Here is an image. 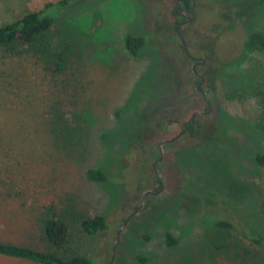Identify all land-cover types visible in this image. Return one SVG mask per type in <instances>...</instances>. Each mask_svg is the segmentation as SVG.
Returning <instances> with one entry per match:
<instances>
[{
  "label": "rangeland",
  "instance_id": "rangeland-1",
  "mask_svg": "<svg viewBox=\"0 0 264 264\" xmlns=\"http://www.w3.org/2000/svg\"><path fill=\"white\" fill-rule=\"evenodd\" d=\"M56 1L0 0V25ZM238 2L229 11L193 0L179 28L189 54L205 61L195 69L211 111L197 117L193 139L162 145L163 186L137 209L143 191L159 185L157 141L205 109L176 33L182 8L172 13L174 0H85L56 11V72L24 44L0 47V241L108 264L131 214L111 264H264L261 248L214 224L264 229V166L250 154L264 152V130L255 127L264 125V94L237 78L253 60L264 68L263 53L242 49L248 30L264 32V4ZM126 33L145 38L135 57L123 46ZM87 169L110 179L89 181ZM47 212L66 215L63 249L43 236ZM95 215L107 227L88 235L80 219ZM0 264L39 263L0 254Z\"/></svg>",
  "mask_w": 264,
  "mask_h": 264
},
{
  "label": "trees",
  "instance_id": "trees-1",
  "mask_svg": "<svg viewBox=\"0 0 264 264\" xmlns=\"http://www.w3.org/2000/svg\"><path fill=\"white\" fill-rule=\"evenodd\" d=\"M85 0H57L56 2H46L43 6L36 10L23 14L15 20L0 25V47L5 49H13L17 44L26 45L31 53L44 61L45 63H53L56 72V44H51L50 29L56 22V11L62 10L67 6L75 3H82ZM175 1V0H174ZM226 6L230 11L232 7L240 4L241 0H216ZM189 6L190 0H184ZM253 7L264 4V0H247ZM174 6V3H173ZM181 8V4L176 6ZM123 46L125 50L133 57L137 56L140 48L144 45L145 38L142 35H134L126 33L123 35ZM242 49L245 52L258 51L264 54V32L258 30H248L242 39ZM59 60V59H58ZM239 75V76H238ZM237 75L238 82L248 88L255 96L264 94V68L253 60L245 73ZM237 80V79H236ZM241 97L243 96L240 94ZM190 125V120L186 121ZM255 127L264 130V125L255 122ZM107 133H102L101 137L106 138ZM253 161L264 166V152L260 153L252 151ZM85 178L89 181L107 182L110 177L101 169H87ZM72 216L74 214L72 213ZM66 215L56 217L47 212L41 216L42 233L49 245L56 250L63 249L68 244L69 230ZM81 229L88 235H94L97 231L104 230L107 227L104 216L95 215L93 217L80 219ZM215 226L224 229H236L242 236L248 239L252 244L264 251V229L263 230H246L237 222L233 223L228 219H217ZM165 243L172 246L176 243V239L169 233L165 234ZM0 254L5 256L23 258L39 264H91V260L85 256L74 255L63 257L51 251H38L26 246L0 241ZM137 259L144 261L145 258L137 256Z\"/></svg>",
  "mask_w": 264,
  "mask_h": 264
},
{
  "label": "flooded vegetation",
  "instance_id": "flooded-vegetation-1",
  "mask_svg": "<svg viewBox=\"0 0 264 264\" xmlns=\"http://www.w3.org/2000/svg\"><path fill=\"white\" fill-rule=\"evenodd\" d=\"M179 3L182 6L181 8H182L183 12H176V14L180 17V20H179V22L177 23V26H176V33H177V30L179 31V28H180L181 24L189 19V16L187 15V13L193 7V0H190L189 6L184 2V0H175L174 1V6L172 8V13H175V10L177 8L176 6ZM179 33H180V31H179ZM180 35H181V33H180ZM178 38H179V35H178ZM179 40H180V38H179ZM180 43H181V41H180ZM182 47H183V50H184L186 56L191 61V69H192L193 73L198 78V82L196 84V89L202 94V101H203V104L205 106V109L193 112L191 114V116L188 118L190 120V125L186 124V121L188 119L185 120L184 122H182L181 125H180L179 131L174 136H172V137H170L168 139H165V140L157 141L156 146H155L156 147L157 156H156V158L153 159V161L151 163V169H152V172H154V174L156 176V181L158 182L159 185L154 190H145V191H143V193L144 192H147V193L145 194L144 197H143V193H142L141 201H140V204L138 206L141 205V203L144 201V199H145V197L147 195H150L151 197H153L156 194H158L160 192L162 186H163L162 185V179L163 178L158 172H156L157 165L159 164V161L161 160V157H162V145H167V144H171L173 142L178 141L179 137L181 135H183V134H186L189 139H193L198 134V132L200 130L199 129L200 125H202V121H200L197 117L205 116L211 111V104L207 101L206 96H205V92L200 87V84L203 82V80L201 82V79H204V78L195 69L196 65L203 64V63H205V61L202 58H197V57H194V56L190 55L188 50H187V47L185 45V42H184V46L182 44ZM184 47L186 48L187 52L185 51ZM137 207H135V209Z\"/></svg>",
  "mask_w": 264,
  "mask_h": 264
},
{
  "label": "water",
  "instance_id": "water-1",
  "mask_svg": "<svg viewBox=\"0 0 264 264\" xmlns=\"http://www.w3.org/2000/svg\"><path fill=\"white\" fill-rule=\"evenodd\" d=\"M177 34L179 35L180 41H181V43H182L183 46H184V40H183V38L181 37V35H180V33H179L178 30H177ZM184 49H185V51L187 52V50H186L185 47H184ZM202 80H203V79H201V82H202ZM203 98H204V97H203ZM162 185H163V180H162ZM146 193H147V192H144V193H143V197L145 196ZM137 208H139V206H138ZM137 208H136V209H137ZM130 215H131V214H129V215L124 219V221L121 223V225L119 226L118 230L116 231V234H115V242H114V244L112 245V255H111V258H110L108 264H111L112 257H113L114 246H115V244H116L117 241H118V234H119V231L122 229V227L124 226V224L126 223L128 217H129Z\"/></svg>",
  "mask_w": 264,
  "mask_h": 264
}]
</instances>
